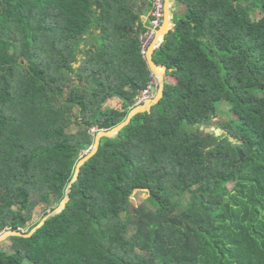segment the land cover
Returning <instances> with one entry per match:
<instances>
[{
    "label": "trees",
    "instance_id": "1",
    "mask_svg": "<svg viewBox=\"0 0 264 264\" xmlns=\"http://www.w3.org/2000/svg\"><path fill=\"white\" fill-rule=\"evenodd\" d=\"M174 2L153 53L162 99L73 182L154 76L152 0H0V234L69 196L5 239L0 264H264V0ZM226 111L220 136L204 130Z\"/></svg>",
    "mask_w": 264,
    "mask_h": 264
},
{
    "label": "water",
    "instance_id": "2",
    "mask_svg": "<svg viewBox=\"0 0 264 264\" xmlns=\"http://www.w3.org/2000/svg\"><path fill=\"white\" fill-rule=\"evenodd\" d=\"M171 3H172V0L167 1L164 24L161 27V30H159V32H158L161 34V38L157 42V44H155L156 43L155 42L152 45V47H151L152 49L150 48V51L148 52V56H147L148 64H149L151 70L153 71V73L158 76L159 82H160L159 88L157 91V95H155V97H157V99L154 102L145 103L142 106L136 107L134 110H132L128 119L126 121H124L123 123L119 124L118 126H116L115 128H113L111 130H103V131L98 132L96 135V138H95V144L92 148V151L79 162L73 182H75L78 179V176H79L80 171H81V167L97 153V151L100 147V143H101L103 138H114L124 127H126L127 125L130 124V122L134 116H136L140 113H144L146 111H149L154 105H156L162 99L163 94H164L165 73H164V70H162L154 61L153 53L155 50L159 49V47L164 42L165 37L170 30V27H171L170 22H171V17H172ZM158 35H157V37H158ZM156 41H157V39H156ZM204 130L206 132H211V130L209 128H204ZM214 131H215L216 136L221 135L220 130L217 129ZM68 201H69V196L66 197V199L62 202V204L54 212H52L47 217H45L44 220L39 224L38 227H36L32 231H30V233L24 235L23 233H19V232L7 231L5 233H2V235L0 236V242L4 241L5 239H7L10 236H18V237H30V236H32L36 231L39 230V228H41L45 224V222L49 218L55 216L56 214L61 213L66 208Z\"/></svg>",
    "mask_w": 264,
    "mask_h": 264
},
{
    "label": "built area",
    "instance_id": "3",
    "mask_svg": "<svg viewBox=\"0 0 264 264\" xmlns=\"http://www.w3.org/2000/svg\"><path fill=\"white\" fill-rule=\"evenodd\" d=\"M166 11L165 0H152V9L148 15L147 31L140 36L141 50L147 58L148 52L152 45L156 42L157 35L161 29ZM159 78L154 74L147 88L143 89L136 99V107L142 106L150 100L154 99V95L159 88Z\"/></svg>",
    "mask_w": 264,
    "mask_h": 264
},
{
    "label": "rangeland",
    "instance_id": "4",
    "mask_svg": "<svg viewBox=\"0 0 264 264\" xmlns=\"http://www.w3.org/2000/svg\"><path fill=\"white\" fill-rule=\"evenodd\" d=\"M176 10H178V11H177L178 14L182 15V14L184 13V10H185V9H184V8H178V9L173 10V11H172V17H173V15H174V13L176 12ZM253 18H254L255 20H258L259 18H261V15H260L259 13H254V14H253ZM151 49H152V48H151ZM155 95H157V92H156ZM155 95H154V96H155ZM156 99H157V97H154V99L150 100V101L147 102V103L154 102ZM121 105H122V101L119 100L118 97H112V99H110V100L104 105V108H107V109H109V108H120ZM133 110H134V109H133ZM230 117H231V112L228 113V111H226L225 114H222L220 117H217V118L213 119V120L209 123V126H208V127H205V128H209L211 131H214V130L217 128V126H216V122H217V120H221V121H224V122H225V121L228 120ZM216 130H217V129H216ZM94 131H95V130H94ZM86 153H89V152H86ZM147 197H148V195H147L146 191H144V190H136V191H135V194H134V196H133V204H134L135 206H138V205H140V204L142 203V201H143L144 199H146ZM40 216H41V212L39 211V212H38V215H36V218H35L34 221H38L39 218H40ZM1 235H2V234H0V236H1ZM0 249H2V250H8V249H9V243H8V242H5V240L2 241V242H0Z\"/></svg>",
    "mask_w": 264,
    "mask_h": 264
},
{
    "label": "crops",
    "instance_id": "5",
    "mask_svg": "<svg viewBox=\"0 0 264 264\" xmlns=\"http://www.w3.org/2000/svg\"><path fill=\"white\" fill-rule=\"evenodd\" d=\"M166 1V5H167V1L168 0H165ZM176 9V6H175V2H174V0H172V3H171V12L173 11V10H175ZM148 15H149V13H148ZM148 15L147 16H145L144 18H143V21H144V23L145 24H147L148 23ZM172 18L173 17H171V22H170V24H172ZM163 24H164V22H163ZM163 26V25H162ZM161 30V29H160Z\"/></svg>",
    "mask_w": 264,
    "mask_h": 264
},
{
    "label": "bare ground",
    "instance_id": "6",
    "mask_svg": "<svg viewBox=\"0 0 264 264\" xmlns=\"http://www.w3.org/2000/svg\"><path fill=\"white\" fill-rule=\"evenodd\" d=\"M159 35H158V37H157V41H156V43L155 44H157V42L160 40V38H161V34L160 33H158Z\"/></svg>",
    "mask_w": 264,
    "mask_h": 264
}]
</instances>
